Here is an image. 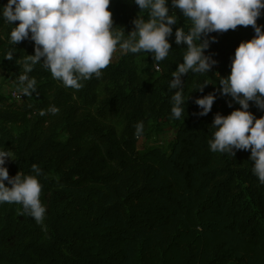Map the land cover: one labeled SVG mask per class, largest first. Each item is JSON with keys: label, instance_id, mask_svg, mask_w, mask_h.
I'll use <instances>...</instances> for the list:
<instances>
[{"label": "trees", "instance_id": "16d2710c", "mask_svg": "<svg viewBox=\"0 0 264 264\" xmlns=\"http://www.w3.org/2000/svg\"><path fill=\"white\" fill-rule=\"evenodd\" d=\"M7 0H0V7ZM114 26L125 34L138 16L148 19L133 0H111ZM178 17L172 49L159 62V75L146 84L135 61L152 54L122 55L102 70L100 78L83 81L79 90L65 87L36 64L28 73L36 91L20 105L0 97V148L12 151L6 162L10 176L42 170L43 225L22 213L19 204H0V264H264V184L253 174L250 150L235 155L209 148L215 114L240 107L219 93L218 76L227 77L236 47L250 40L251 26L213 32L205 54L217 61L207 75L182 76L188 95L186 116L171 114L168 83L182 61L185 45L175 43V30L191 26L169 0ZM13 25L0 18V70L18 90L25 55L34 42L9 43ZM257 23L264 26V15ZM264 30V29H262ZM13 60L4 59L13 50ZM203 91L195 90L202 82ZM215 93L211 111L198 115L195 99ZM19 106V107H18ZM59 108L41 116V110ZM264 115L252 102L248 109ZM142 121V135L134 125ZM176 132L168 150L154 147L140 153L138 141L159 129ZM15 132H13V128ZM63 137L59 139V137ZM6 186H10L7 185Z\"/></svg>", "mask_w": 264, "mask_h": 264}, {"label": "clouds", "instance_id": "9594fccd", "mask_svg": "<svg viewBox=\"0 0 264 264\" xmlns=\"http://www.w3.org/2000/svg\"><path fill=\"white\" fill-rule=\"evenodd\" d=\"M111 0H7L0 7V18L13 25L9 34L10 45L30 39L34 42V54L25 55L24 73L19 75L18 98L31 96L36 91L37 81L30 77L36 64L50 71L52 77L65 87L79 90L83 81L100 78L102 70L112 62L117 51L121 55L151 53L157 67L172 49L169 37L178 17L169 10V0H133L140 11H146L148 19L138 16L132 21L134 29L125 34L122 27L114 26ZM183 16L191 21L186 32L177 27L175 43L185 45L182 61L172 72L168 89H176L171 96V114L174 119H185L188 95L184 93L182 76L188 73L207 75L217 63L205 54L213 32L236 30L238 26H251L255 35L236 47L227 77L218 76L219 93L230 96L232 103L240 107L228 115L215 114L211 127L215 129L209 148L214 153L235 155L236 150H250L253 174L264 184V115L257 118L249 111L250 102L264 111V26L257 23L264 15V0H171ZM13 50L4 59L13 60ZM212 83L204 81L195 90ZM215 93L195 99L200 108L198 115H207L216 100ZM56 115L59 108L50 106L39 115ZM137 137L142 135L144 125H135ZM13 160L12 151L0 148V204H19L39 225L44 224L46 206L41 201L43 186L38 177L42 170L32 165L34 175L17 172L10 176L6 162ZM7 185L10 186H6Z\"/></svg>", "mask_w": 264, "mask_h": 264}, {"label": "rangeland", "instance_id": "374dc122", "mask_svg": "<svg viewBox=\"0 0 264 264\" xmlns=\"http://www.w3.org/2000/svg\"><path fill=\"white\" fill-rule=\"evenodd\" d=\"M119 51L114 54L112 62L116 63L120 58ZM138 75L146 83L150 84L159 75V71L156 70V65H150L145 57L137 58L135 61ZM9 98L10 102L16 103L22 106L24 96L18 98V90L5 78L4 73L0 70V97ZM19 107V106H18ZM159 129L154 130L147 137L138 141L137 149L140 153L152 149L154 147H161L163 150H168L170 143L175 137V128L165 122H159ZM13 132H15L14 127ZM63 137H59L62 139Z\"/></svg>", "mask_w": 264, "mask_h": 264}, {"label": "built area", "instance_id": "2783aa9c", "mask_svg": "<svg viewBox=\"0 0 264 264\" xmlns=\"http://www.w3.org/2000/svg\"><path fill=\"white\" fill-rule=\"evenodd\" d=\"M155 68H156V70H158V71H159V68H158L157 66H155Z\"/></svg>", "mask_w": 264, "mask_h": 264}]
</instances>
